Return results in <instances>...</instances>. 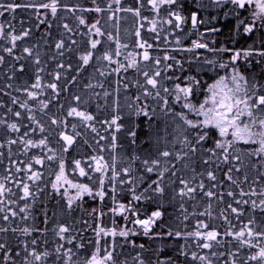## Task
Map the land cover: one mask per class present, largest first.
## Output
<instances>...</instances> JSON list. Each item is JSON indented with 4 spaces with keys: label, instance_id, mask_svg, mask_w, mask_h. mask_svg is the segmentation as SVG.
I'll return each mask as SVG.
<instances>
[{
    "label": "snow or ice",
    "instance_id": "6c2138e0",
    "mask_svg": "<svg viewBox=\"0 0 264 264\" xmlns=\"http://www.w3.org/2000/svg\"><path fill=\"white\" fill-rule=\"evenodd\" d=\"M194 6L0 0V264H264V0Z\"/></svg>",
    "mask_w": 264,
    "mask_h": 264
},
{
    "label": "trees",
    "instance_id": "16d2710c",
    "mask_svg": "<svg viewBox=\"0 0 264 264\" xmlns=\"http://www.w3.org/2000/svg\"><path fill=\"white\" fill-rule=\"evenodd\" d=\"M65 2H66V3H69V4H77V3H79V4H81L82 6H88V5H89V0H65ZM186 3H187V5H188V7L191 8L192 10H197V9L195 8V6H194V0H186ZM143 11H144V14H145V15H148L150 18H153V17H154V13L148 11L147 9H145V10H143ZM200 11H201V14H202L203 16H212V15H215V10H214V9L209 10L208 12H204V11H202V10H200ZM222 11H223V9H222ZM185 14H187V13H185ZM164 15H165V13H164V11H163V9H162V10H161V16H164ZM5 16H6V17H9V14L6 13ZM16 16H17V19H16V21H13V23H15L16 28H17V31L20 30V24L18 23V21H19L20 19H25V21H26L25 27L29 26L28 23H27V20H28L29 17H31V21H32V23H33V24L35 23V17H34V15H32V13H31L30 11H29V12H23V11L18 10ZM67 16H68V19H67L65 22H69V23H71V22H72V17H71V15H70V14H67ZM0 19H3V18H0ZM130 27H131L130 21H129V22H124V21H122V22H121V32H122V35H123V30H124V29H129ZM184 27H185V29H186L187 31H191V25H190V23L184 25ZM200 31H204V26H200ZM53 34H54V35L56 34L55 29H53ZM40 35H41V32H36V33H35V36H36L37 38H38ZM162 35H163V33H162ZM191 38H192V39H195L196 37H195V35H194V36H192ZM207 38H208V39H212V38H214V37H212L211 35H209ZM215 38L217 39L218 43L223 39V37H215ZM169 39L171 40L172 37H169ZM188 43H189L188 41H185V44H188ZM0 44H4L5 46H7V45H6V42H0ZM44 50L47 51L46 48H45ZM198 51H200V52L202 53V55H206V56H208V57H211V56H212V54L206 52V50H198ZM0 54H4V55H6L5 53H2V52H0ZM182 55L191 56V55H193V54H192V53H187V54H182ZM186 66H187V65H186ZM221 74H224V70H221ZM212 75H213V74L210 73L209 76H205V79H207L209 83L212 82V80L209 79V77L212 76ZM110 79H111V78H110ZM150 102H151V101H150ZM169 102H170V104H171V98H170V101H169ZM175 108H176L177 111L180 110V106H179V105H175ZM53 111H55V109H53ZM159 111H160V109H159V107H157V112H159ZM185 111H187V110H185ZM190 118L195 119V117H194V116H191V115H190ZM132 119L138 121V118L133 117ZM103 134L106 135V133H103ZM169 139H171V137H169ZM90 142H91V140H90ZM102 143H106V142H102ZM118 143H119L120 145H122V147H119V148L117 149L118 161H119L120 158H127L128 156H130L131 153H132V151H133V149H132V147L129 145L128 139H127L126 137H124L123 133L118 134ZM14 150H15V148H14ZM33 151L35 152V151H37V150H33ZM90 152H91V149H87V148H84V149L81 150V153L84 154V155H87V154L90 153ZM30 154H31V153H30ZM72 156H75V158H79V157H80V153H71V154H70V158H71ZM105 158H106V159L109 158V154H108L107 152H105ZM21 159H24V157H21ZM118 166H119V164H118ZM136 166H139V161L136 162ZM36 167H39V166H36ZM0 172H2V166H0ZM80 179H84V178H80ZM49 190H50V189H46V192L49 191ZM42 198H43V197H42ZM53 204H54V201H48V202H47V206H48L49 208H52V207H53ZM190 204H191V202H189V204H186L185 206H186V207H189ZM91 206H95V205H94V203H93L91 200H88L87 203L85 204V208H90ZM148 210H150V209H148ZM191 210H192L191 207H189V211H191ZM197 210H198V211H199V210H202V208H201V209H197ZM73 217L75 218V222H77V223H76L77 229H81V228L84 227L83 225H81V224L78 223V221H80V219H81L82 217H83L84 219H88L87 215H86L85 213L81 212V211L74 212V213H73ZM116 219H117V221L122 222L120 217H116ZM202 219H205V218H202ZM194 221H195V218H192V220L188 222V223H189V228L192 227V225L194 224ZM105 223H107V224L110 225V219H109L108 217L105 218ZM50 226H51V225H50ZM84 236H85L86 238H94L91 229H88L87 231H85V232H84ZM135 239L142 240V239H145V238H135ZM129 250H130V249H128V248L126 247L125 251L127 252V251H129Z\"/></svg>",
    "mask_w": 264,
    "mask_h": 264
}]
</instances>
